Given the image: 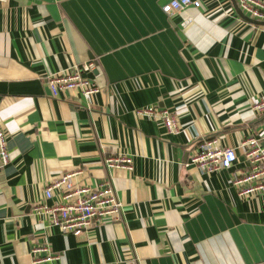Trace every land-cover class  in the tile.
I'll list each match as a JSON object with an SVG mask.
<instances>
[{"label": "crops", "instance_id": "1", "mask_svg": "<svg viewBox=\"0 0 264 264\" xmlns=\"http://www.w3.org/2000/svg\"><path fill=\"white\" fill-rule=\"evenodd\" d=\"M6 0L0 3V264H264V192L238 195L229 171L187 165L205 138L233 147L262 127L264 20L237 0ZM264 2V0H261ZM89 60L98 91L53 96L46 77ZM163 108L180 125L137 109ZM264 147V138L261 141ZM131 167L109 168L110 155ZM109 181L119 220L63 232L33 211L46 183ZM51 204L52 200L47 201ZM46 241L57 259L32 248Z\"/></svg>", "mask_w": 264, "mask_h": 264}, {"label": "built area", "instance_id": "2", "mask_svg": "<svg viewBox=\"0 0 264 264\" xmlns=\"http://www.w3.org/2000/svg\"><path fill=\"white\" fill-rule=\"evenodd\" d=\"M239 7L249 16L264 20V2L261 0H237ZM6 0H0L5 3ZM200 0H168L162 5V10L168 15L182 10L188 6L200 7ZM93 65L89 60L81 65H73L70 68L50 73L46 77V84L51 95L56 96L62 91L80 93L86 99L98 91L92 79L83 75ZM252 109L259 115H263L262 127L255 134H251L242 140L241 146L246 163L243 169H232L236 161V153L233 147L219 145L217 138H205L199 146L190 154L187 165H194L204 172L219 170L229 171L232 185L238 195L251 197L264 192V147L261 143L264 138V94L255 97ZM139 115H147L155 119H161L168 132H178L180 125L177 118L169 111L157 106L142 107L136 110ZM8 149L6 133L0 128V167L8 162ZM131 157L124 154L110 155L105 159L109 168L131 167ZM80 170L68 171L60 174L56 179L46 183L42 196L37 199L32 207L33 211L45 217L49 225L63 232L79 233L91 227L101 219L119 220L121 201L116 197L115 190L109 181L96 184L76 183L74 180ZM48 200H52L48 204ZM32 255L34 262L36 255L43 252V260L57 259L45 242L33 246Z\"/></svg>", "mask_w": 264, "mask_h": 264}, {"label": "rangeland", "instance_id": "3", "mask_svg": "<svg viewBox=\"0 0 264 264\" xmlns=\"http://www.w3.org/2000/svg\"><path fill=\"white\" fill-rule=\"evenodd\" d=\"M94 95H91V97H93ZM45 243H47L46 241H44Z\"/></svg>", "mask_w": 264, "mask_h": 264}]
</instances>
